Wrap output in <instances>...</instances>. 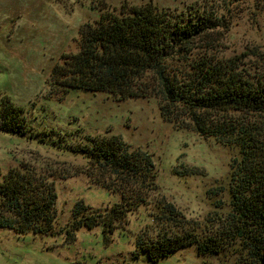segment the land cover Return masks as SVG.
Instances as JSON below:
<instances>
[{"label":"rangeland","instance_id":"374dc122","mask_svg":"<svg viewBox=\"0 0 264 264\" xmlns=\"http://www.w3.org/2000/svg\"><path fill=\"white\" fill-rule=\"evenodd\" d=\"M148 3L176 12L189 6L210 9L223 22L192 41L193 57L212 46L209 55L241 56L254 73L264 69V0H0V110L8 101L21 109L35 131L63 133L65 142L88 135L120 136L150 152L158 168L157 188L148 203L129 212L110 238L101 224L83 226L68 238L66 228L78 201L104 210L120 203L121 195L92 180L84 155L0 130V171L4 175L27 165L47 175L57 192L55 223L63 229L51 235L0 228V264H235L226 255L202 256L195 244L154 263L145 252L135 253L141 237L183 232L156 218L159 203H172L186 218L184 229L202 238L221 227L232 211L238 146L166 120L157 97L121 98L78 88L64 94L51 82L53 67L63 55L80 51L86 23L105 12ZM233 113L239 117L240 112Z\"/></svg>","mask_w":264,"mask_h":264},{"label":"trees","instance_id":"16d2710c","mask_svg":"<svg viewBox=\"0 0 264 264\" xmlns=\"http://www.w3.org/2000/svg\"><path fill=\"white\" fill-rule=\"evenodd\" d=\"M222 22V17L199 6L182 12L158 9L150 3L124 6L86 23L80 51L63 55L52 70L51 82L64 94L78 88L121 98L157 97L166 120L240 148L231 186L232 211L221 220V227L202 238L184 229L186 218L172 203H159L156 218L183 232L138 239L135 255L145 252L151 263L195 244L202 256L226 255L234 257L235 264H264V69L254 73L241 56L220 59L209 55L207 49L212 46L193 57L189 47ZM174 60L179 62L176 66ZM146 76L151 77L140 83ZM5 103L0 110L1 131L36 137L84 155L92 180L121 195L120 203L104 210L78 201L66 228L68 238L83 226L98 224L110 238L129 212L148 203L158 178L150 152L110 134L65 142L63 133L35 131L20 108ZM234 111L240 112L238 118ZM56 201L55 184L47 175H38L27 165L11 168L4 175L0 171V228L19 234H59L63 229L55 223Z\"/></svg>","mask_w":264,"mask_h":264}]
</instances>
